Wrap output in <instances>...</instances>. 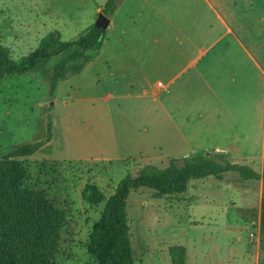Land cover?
<instances>
[{
  "label": "rangeland",
  "instance_id": "rangeland-1",
  "mask_svg": "<svg viewBox=\"0 0 264 264\" xmlns=\"http://www.w3.org/2000/svg\"><path fill=\"white\" fill-rule=\"evenodd\" d=\"M106 1L0 0L1 42L20 60L50 32L77 39L99 25ZM149 1L120 0L104 45L86 51L91 61L60 80L53 95L54 68L76 48L43 60L32 71L7 75L0 85V159L24 143L43 142L34 154L15 158L28 170L26 184L65 212L56 255L63 264H98L87 247L105 201L87 202V184L108 197L127 173L146 164L164 166L172 158L223 151L211 146L212 136L204 131L188 142L167 140L165 115L150 111L146 93L166 80L150 70ZM241 148L238 160L252 164L249 149ZM255 170L260 173L255 181H243L234 172L220 180H193L184 196L156 198L152 189L132 190L127 214L135 264H172L169 247L174 244L187 247V264H264V169Z\"/></svg>",
  "mask_w": 264,
  "mask_h": 264
},
{
  "label": "crops",
  "instance_id": "crops-1",
  "mask_svg": "<svg viewBox=\"0 0 264 264\" xmlns=\"http://www.w3.org/2000/svg\"><path fill=\"white\" fill-rule=\"evenodd\" d=\"M149 24L150 70L166 83L146 95L167 140L204 131L234 162L264 169V0H150ZM243 145L252 164L237 158Z\"/></svg>",
  "mask_w": 264,
  "mask_h": 264
},
{
  "label": "trees",
  "instance_id": "trees-1",
  "mask_svg": "<svg viewBox=\"0 0 264 264\" xmlns=\"http://www.w3.org/2000/svg\"><path fill=\"white\" fill-rule=\"evenodd\" d=\"M120 0H107L103 12L113 15ZM107 30L94 25L74 40H63L59 31L50 32L39 46L20 60H15L0 39V85L7 75L24 74L34 70L43 60L76 48L69 59L58 63L52 75L50 94L60 80L80 73L91 61L86 51L100 49ZM80 58V62L70 63ZM43 142H27L10 155L0 159V264H63L56 260L59 251L65 212L47 195L26 184L28 170L17 156H29L40 150ZM234 172L243 181L256 180L260 173L249 164L230 161L226 154L216 153L172 158L166 165L150 163L137 173H127L117 184L115 192L106 197L95 185L87 184L83 197L98 204L105 201L100 218L88 239V251L98 264H135L130 240L127 205L132 190L146 187L154 190V197L184 196L190 182L213 177L223 179ZM264 178V174L262 175ZM261 230L264 232V196L261 203ZM172 264L187 263L185 245L169 247Z\"/></svg>",
  "mask_w": 264,
  "mask_h": 264
},
{
  "label": "water",
  "instance_id": "water-1",
  "mask_svg": "<svg viewBox=\"0 0 264 264\" xmlns=\"http://www.w3.org/2000/svg\"><path fill=\"white\" fill-rule=\"evenodd\" d=\"M111 22V17L107 16L105 13L102 12L99 15V25L104 27L105 29L108 28ZM220 154H223L224 151H219Z\"/></svg>",
  "mask_w": 264,
  "mask_h": 264
},
{
  "label": "built area",
  "instance_id": "built-area-1",
  "mask_svg": "<svg viewBox=\"0 0 264 264\" xmlns=\"http://www.w3.org/2000/svg\"><path fill=\"white\" fill-rule=\"evenodd\" d=\"M159 85H162V83H161V82H159Z\"/></svg>",
  "mask_w": 264,
  "mask_h": 264
}]
</instances>
